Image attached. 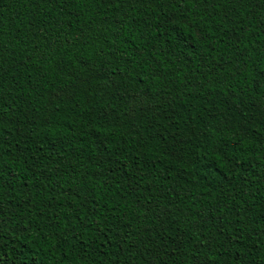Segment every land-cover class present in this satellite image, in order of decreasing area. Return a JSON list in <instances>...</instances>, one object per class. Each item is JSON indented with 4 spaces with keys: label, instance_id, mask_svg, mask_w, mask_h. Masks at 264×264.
Masks as SVG:
<instances>
[{
    "label": "trees",
    "instance_id": "1",
    "mask_svg": "<svg viewBox=\"0 0 264 264\" xmlns=\"http://www.w3.org/2000/svg\"><path fill=\"white\" fill-rule=\"evenodd\" d=\"M0 264H264V0H0Z\"/></svg>",
    "mask_w": 264,
    "mask_h": 264
}]
</instances>
